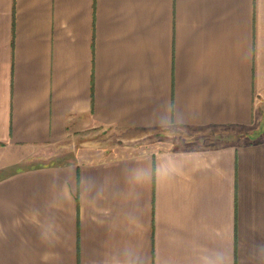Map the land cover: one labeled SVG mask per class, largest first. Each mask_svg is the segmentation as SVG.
Listing matches in <instances>:
<instances>
[{
  "label": "crops",
  "instance_id": "1",
  "mask_svg": "<svg viewBox=\"0 0 264 264\" xmlns=\"http://www.w3.org/2000/svg\"><path fill=\"white\" fill-rule=\"evenodd\" d=\"M0 264H264V0H0Z\"/></svg>",
  "mask_w": 264,
  "mask_h": 264
},
{
  "label": "rangeland",
  "instance_id": "2",
  "mask_svg": "<svg viewBox=\"0 0 264 264\" xmlns=\"http://www.w3.org/2000/svg\"><path fill=\"white\" fill-rule=\"evenodd\" d=\"M201 135L198 137L195 136L191 138L194 142L193 144H204L208 143V141L216 140V138L213 137L214 135ZM117 136L118 135L115 129L111 127L93 124L87 128H84L72 134L70 138H68L63 144H61L60 147L48 146L41 149L28 150L13 148L11 150V156L13 158H21L22 160L17 165H13V169L18 166L49 162L52 160V158H54L53 156L55 154H58V152H60L61 156L71 155V152L73 151L74 147L80 146L84 143L99 144L103 146L114 144L119 142Z\"/></svg>",
  "mask_w": 264,
  "mask_h": 264
}]
</instances>
